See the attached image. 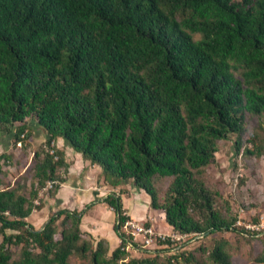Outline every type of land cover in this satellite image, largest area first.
<instances>
[{"label":"trees","instance_id":"1","mask_svg":"<svg viewBox=\"0 0 264 264\" xmlns=\"http://www.w3.org/2000/svg\"><path fill=\"white\" fill-rule=\"evenodd\" d=\"M262 115L264 0H0V131L23 149L31 123L47 134L29 192L0 179V264H234L227 240L201 245L202 256L180 241L144 249L122 190L144 189L175 232L240 230L206 173L222 140L263 155L247 125ZM60 139L121 188L104 198L117 213L116 248L83 229L81 211L61 209L42 230L29 221L41 190L51 182L57 194L68 179ZM11 157L0 156V172Z\"/></svg>","mask_w":264,"mask_h":264},{"label":"rangeland","instance_id":"2","mask_svg":"<svg viewBox=\"0 0 264 264\" xmlns=\"http://www.w3.org/2000/svg\"><path fill=\"white\" fill-rule=\"evenodd\" d=\"M36 123V122H33ZM32 126V123L30 124ZM248 129L250 135H255L261 142L263 147V155L261 157L252 156L245 152V149L253 148L252 143L245 142L240 153H236L234 146L235 137L222 140L219 142V151L216 153L217 161L208 167L206 173L207 183L214 191H218L217 207L228 218H236L234 224L240 230H225L216 232L207 238L186 236L180 241L179 251H194L198 250V255L205 254L204 251L199 250L200 246L206 247L209 251L215 244L222 240L229 241V248L232 252V260L234 264H263L259 257L262 254L264 244V115L254 116L248 120ZM33 127V126H32ZM35 132V129L33 127ZM33 132V137H34ZM25 149L18 147L13 140V150L11 153H0L1 155L11 154L10 160H3V170L0 172V179L4 180L7 184H12L14 181L22 192H29L35 181V160H32V152L43 147L44 142L39 143L38 140L34 141ZM57 145V142L52 143ZM19 150V151H18ZM25 150V151H24ZM73 152L78 153L73 150ZM27 155L23 159V156ZM20 162V165H19ZM133 184H126L122 192L126 189V193L131 194ZM53 185L48 183L47 187L41 190L40 198L44 201V207L53 194ZM141 194L145 199H150L147 192L140 188ZM116 192H121V188H117ZM39 203V201L37 202ZM43 210V209H42ZM35 211L34 213L41 214ZM61 210V209H60ZM59 210H52L50 213L47 211L46 217L42 220L36 219L37 215L32 218L37 226L42 228L43 225L50 220V217ZM95 213H98L96 211ZM30 221V220H29ZM31 222V221H30ZM31 222V223H33ZM163 225V222L161 223ZM242 229V230H241ZM110 234L113 235V226L111 227ZM112 232V233H111ZM175 232L166 231L163 233L172 234ZM144 249H163L172 246L158 244H143ZM142 247L133 251L134 255H139ZM16 255L20 250H14ZM172 253V252H170ZM168 252V254H170ZM81 260L74 256L72 257L73 264H80ZM181 264H186L182 262ZM195 264V263H192Z\"/></svg>","mask_w":264,"mask_h":264},{"label":"crops","instance_id":"3","mask_svg":"<svg viewBox=\"0 0 264 264\" xmlns=\"http://www.w3.org/2000/svg\"><path fill=\"white\" fill-rule=\"evenodd\" d=\"M32 126L35 129L33 140L44 142L47 139L44 129L37 123H32ZM13 140V133L0 131V153H11ZM57 146L65 151L66 160L70 165L68 179L57 194L47 200L46 207L38 212L41 214L33 213L29 220L33 222L32 218L36 215V219H44L47 211L50 213L52 208L81 211L83 229L97 238L108 239L111 249L116 248L121 242L115 229L117 213L104 201V198L116 189L105 183L100 165L92 164L80 152H73L74 149L64 139L58 140ZM130 190L131 194H123L122 199L131 219L150 224L156 232L173 231V227L167 223L165 212L153 209L150 199L139 196L142 193L139 187L133 185ZM96 211L98 213H95ZM33 224L37 226L36 222ZM112 226L113 235L110 234Z\"/></svg>","mask_w":264,"mask_h":264},{"label":"built area","instance_id":"4","mask_svg":"<svg viewBox=\"0 0 264 264\" xmlns=\"http://www.w3.org/2000/svg\"><path fill=\"white\" fill-rule=\"evenodd\" d=\"M127 225L133 231L134 240L147 245L164 243L167 240L174 242L184 239L187 236L178 232H173L172 234L156 232L151 226H147L145 223L131 218L127 221Z\"/></svg>","mask_w":264,"mask_h":264},{"label":"water","instance_id":"5","mask_svg":"<svg viewBox=\"0 0 264 264\" xmlns=\"http://www.w3.org/2000/svg\"><path fill=\"white\" fill-rule=\"evenodd\" d=\"M49 221H50V220H48V221L43 225V227L40 228V229H38V230H42V229L48 224Z\"/></svg>","mask_w":264,"mask_h":264}]
</instances>
